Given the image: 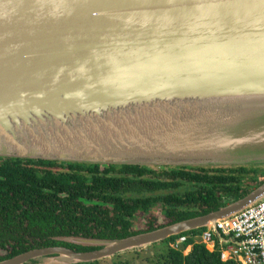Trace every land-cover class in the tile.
I'll return each instance as SVG.
<instances>
[{"label": "water", "instance_id": "obj_1", "mask_svg": "<svg viewBox=\"0 0 264 264\" xmlns=\"http://www.w3.org/2000/svg\"><path fill=\"white\" fill-rule=\"evenodd\" d=\"M0 157L264 164V0H0ZM263 195L264 179L105 251L35 250L0 264L99 261L214 228Z\"/></svg>", "mask_w": 264, "mask_h": 264}, {"label": "trees", "instance_id": "obj_2", "mask_svg": "<svg viewBox=\"0 0 264 264\" xmlns=\"http://www.w3.org/2000/svg\"><path fill=\"white\" fill-rule=\"evenodd\" d=\"M255 173L257 169L251 165L148 167L0 157V217L3 222L13 224L18 213L21 222L28 221L27 227L61 224L64 215L76 220L75 215L81 212V189L85 187L87 198L102 197L117 207L124 204L122 196L129 193L131 203H125L121 209L129 207L115 215L120 220L128 221L125 217L139 206L146 210L158 202L166 207L168 217L180 220L215 211L224 199L245 195L249 188L243 184L256 183ZM91 191L96 193H88ZM56 230L63 231L64 226ZM109 232L112 235L115 231ZM175 237L167 239L163 251L149 264H237L222 261L217 251H208L203 244L193 243L192 238L184 243L183 249H174L169 243ZM187 244H192V248L184 254ZM119 264L131 263L127 260Z\"/></svg>", "mask_w": 264, "mask_h": 264}, {"label": "flooded vegetation", "instance_id": "obj_3", "mask_svg": "<svg viewBox=\"0 0 264 264\" xmlns=\"http://www.w3.org/2000/svg\"><path fill=\"white\" fill-rule=\"evenodd\" d=\"M99 191L102 192V190ZM88 193L96 192L91 191ZM81 194H83L80 202L81 212L75 215L77 218L73 221L64 215L65 220L61 224L52 222L49 225L27 227L28 221L21 222L18 213L15 214L13 224L3 222L0 217V262L18 254L35 250L76 253L105 251L113 241L147 234L169 227L182 220L193 218L175 220V218L168 217L166 207L164 208V205L158 202L146 210L143 206H139L131 216L127 215L125 217L128 221L120 220L115 215L125 203H131L129 193H125L124 197L122 196L124 204L120 207L103 201L102 197L87 198L85 187H82ZM126 207H129V205ZM126 207L121 210H126ZM72 208L76 210L77 206H72ZM86 209H90V212L86 213ZM60 225L64 226L63 231L56 230ZM112 230L115 232L111 235L109 231ZM118 234L121 236H118ZM168 238L136 248L118 250L117 252L122 253L138 248L143 249L144 247H165ZM12 253L15 254L7 256Z\"/></svg>", "mask_w": 264, "mask_h": 264}, {"label": "built area", "instance_id": "obj_4", "mask_svg": "<svg viewBox=\"0 0 264 264\" xmlns=\"http://www.w3.org/2000/svg\"><path fill=\"white\" fill-rule=\"evenodd\" d=\"M199 229L198 233L177 235L170 241V247L183 249L184 243L192 238L193 243L203 244L208 251H217L222 261L264 264V195L237 213L217 220L214 228ZM191 248L192 244H187L184 254Z\"/></svg>", "mask_w": 264, "mask_h": 264}, {"label": "rangeland", "instance_id": "obj_5", "mask_svg": "<svg viewBox=\"0 0 264 264\" xmlns=\"http://www.w3.org/2000/svg\"><path fill=\"white\" fill-rule=\"evenodd\" d=\"M224 167L230 166V165H222ZM237 166V165H234ZM251 166H254V168L257 169V174H256V179H264V164H257V165H253L251 164ZM262 167V168H261ZM259 170H262V172L259 173ZM255 174H253V178H255ZM260 180H257L260 181ZM249 181H246L243 185H247L248 188H251L255 183L253 181H251L248 185ZM256 182V183H257ZM164 246H156V247H144L143 249L138 248V249H133L130 251H125L122 253H119L113 257H108V258H103L101 260L98 261L99 264H119L120 262L123 261H130L131 264H149L150 260L155 257L156 259V255H159L160 252H162V248ZM188 249V248H187ZM186 249V251H187ZM52 257V256H51ZM28 264H51V259H47V258H42L37 260L36 262H30Z\"/></svg>", "mask_w": 264, "mask_h": 264}, {"label": "snow or ice", "instance_id": "obj_6", "mask_svg": "<svg viewBox=\"0 0 264 264\" xmlns=\"http://www.w3.org/2000/svg\"><path fill=\"white\" fill-rule=\"evenodd\" d=\"M189 2H191V0H189Z\"/></svg>", "mask_w": 264, "mask_h": 264}]
</instances>
